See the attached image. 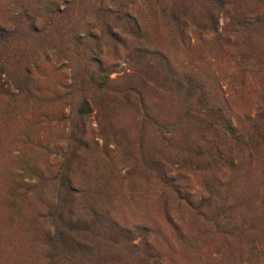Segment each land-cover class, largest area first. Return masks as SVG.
Listing matches in <instances>:
<instances>
[{
  "label": "rangeland",
  "instance_id": "rangeland-1",
  "mask_svg": "<svg viewBox=\"0 0 264 264\" xmlns=\"http://www.w3.org/2000/svg\"><path fill=\"white\" fill-rule=\"evenodd\" d=\"M0 264H264V0H0Z\"/></svg>",
  "mask_w": 264,
  "mask_h": 264
}]
</instances>
